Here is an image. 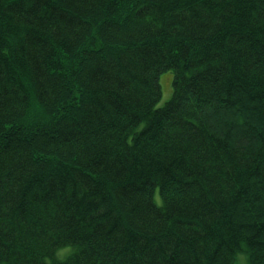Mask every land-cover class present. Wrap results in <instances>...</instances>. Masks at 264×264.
Here are the masks:
<instances>
[{"label": "trees", "instance_id": "16d2710c", "mask_svg": "<svg viewBox=\"0 0 264 264\" xmlns=\"http://www.w3.org/2000/svg\"><path fill=\"white\" fill-rule=\"evenodd\" d=\"M242 262L264 264V0H0V264Z\"/></svg>", "mask_w": 264, "mask_h": 264}, {"label": "rangeland", "instance_id": "374dc122", "mask_svg": "<svg viewBox=\"0 0 264 264\" xmlns=\"http://www.w3.org/2000/svg\"><path fill=\"white\" fill-rule=\"evenodd\" d=\"M170 86H171V93H169ZM171 94H172V85H170L169 79L165 78L163 80V97L158 102L157 106L158 107L163 106L171 98ZM155 200H156L157 204H161L162 203V199H161V196L159 195V191L156 192ZM242 264H245V263L242 262Z\"/></svg>", "mask_w": 264, "mask_h": 264}, {"label": "bare ground", "instance_id": "6f19581e", "mask_svg": "<svg viewBox=\"0 0 264 264\" xmlns=\"http://www.w3.org/2000/svg\"><path fill=\"white\" fill-rule=\"evenodd\" d=\"M41 4H43V3H36L35 6L38 7V6H40ZM64 107L68 108V107H71V106L68 105V104H65ZM53 111H54V112H57V113H64L65 109H64L63 107L54 106V107H53ZM87 194H88V195H91V192L88 191Z\"/></svg>", "mask_w": 264, "mask_h": 264}]
</instances>
